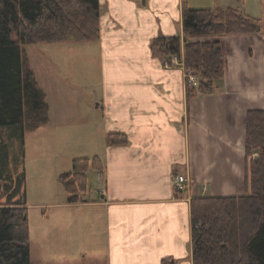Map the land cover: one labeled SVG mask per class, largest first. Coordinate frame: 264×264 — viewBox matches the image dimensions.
Returning <instances> with one entry per match:
<instances>
[{"label": "crops", "instance_id": "obj_1", "mask_svg": "<svg viewBox=\"0 0 264 264\" xmlns=\"http://www.w3.org/2000/svg\"><path fill=\"white\" fill-rule=\"evenodd\" d=\"M199 1L99 0V38L81 42L79 49L80 41L64 46L80 53L83 78L77 79L73 55H66L64 75L74 81L62 78L54 65L52 73L44 67L41 78L34 70L49 106V121L40 129H48L50 143L31 146L29 157L24 137V154L39 167L34 174L61 186L51 190V201L37 204L40 218L49 208L70 222L65 256L62 248L55 252L64 237L53 225L47 264L65 257L64 264H160L167 257L173 264H193L191 198L246 194L245 116L264 108L253 97L254 80L264 81V59L262 64L255 50L264 44L263 34L222 37L228 63L217 83L222 90L195 95L189 108L183 66L166 65L165 56L150 48L157 36L182 34L183 3L191 8ZM203 1V7L233 6L251 15L244 0ZM53 53L40 48L37 55L51 65ZM115 132L127 142L109 144L107 135ZM76 156L100 157L104 175L97 194L89 187L79 202L69 203L59 176L70 172ZM26 172L25 165V177ZM175 174L188 178L186 188L174 187ZM72 209L89 211L86 221L99 238L75 240ZM42 245V239L35 242L37 259Z\"/></svg>", "mask_w": 264, "mask_h": 264}, {"label": "trees", "instance_id": "obj_2", "mask_svg": "<svg viewBox=\"0 0 264 264\" xmlns=\"http://www.w3.org/2000/svg\"><path fill=\"white\" fill-rule=\"evenodd\" d=\"M182 34L157 36L153 55L183 54L198 77L186 83L187 107L199 92L214 93L228 71L221 38L262 35L260 19L233 6L182 5ZM99 0H0V264H31L25 189L24 137L49 121L47 97L24 60L22 44L99 38ZM246 194L199 196L190 200L193 264H264V108L245 116ZM108 143H125L115 132ZM60 174L67 201L79 202L89 189V169L103 170L100 157L71 160ZM171 257L160 264H173Z\"/></svg>", "mask_w": 264, "mask_h": 264}, {"label": "rangeland", "instance_id": "obj_3", "mask_svg": "<svg viewBox=\"0 0 264 264\" xmlns=\"http://www.w3.org/2000/svg\"><path fill=\"white\" fill-rule=\"evenodd\" d=\"M202 3H196V4H202V5H196L194 7H198L201 6L203 7L204 2L199 1ZM244 4L245 6L243 7L244 10L246 11V13L253 15L254 17H258L260 19V23H261V27L262 30L264 32V0H244ZM76 41H80L79 44H77V48L79 49V47L81 46V40H76ZM76 41H64V42H52V43H47V42H41V43H29V44H22V49H24V60L27 64V66L29 68H32L33 71H37L40 78H41V72L43 70L44 67H48L49 70L47 71H51L52 69V65H54L55 69H59V72H63V74H61L62 78H68L70 79V81H74L71 76L68 75H64L65 74V66H66V55L71 56L72 55L76 58L75 59V64L73 62V67L74 70L77 71V79L79 78H83V65H82V58H80V53L74 52H67L64 46H67L65 44V42H76ZM42 44H45L42 45ZM42 48L43 51H45V48L47 49H54V53L53 54H48L51 56V58L53 59L52 64L48 65V63L50 62L48 59H46L44 56L42 55H37L38 50ZM256 50V54L258 56V58L260 59V62L263 64V59H264V44L260 43V46L258 45V48H255ZM180 59L183 58V54H181V56H178ZM165 58H167L165 56ZM183 61V59H182ZM172 62V61H171ZM184 62V61H183ZM51 63V62H50ZM173 63V62H172ZM172 63H169L168 65H173ZM180 63H176L174 66H178L180 67V65H178ZM261 64V66H262ZM36 75V72H35ZM37 79V77H36ZM221 81V80H220ZM256 83L254 82V91L257 90L256 92L253 93V97H255V102L257 103V105H263L264 106V92L261 91L260 89L263 88L264 90V81L262 82V78H258L256 80ZM38 82V81H37ZM263 86H262V85ZM42 88V87H41ZM220 88V87H219ZM217 90V92L219 93L222 89L220 88ZM75 94V91H73ZM78 93V92H76ZM216 93V94H218ZM220 94V93H219ZM196 95H206V94H202V93H197ZM42 129H37V130H33L31 132H26L25 133V142L27 143V147H28V156L31 157V153H30V147L34 146L35 144H42L44 145L45 143H50L47 139L48 137V129L42 130ZM47 148H49L48 145H46ZM48 151V150H47ZM25 156V165H26V185L25 187L27 188V212H28V223H29V233H30V242H29V247L31 249L30 251V258H31V264H38L39 261L47 264V260L48 257H50V252H51V246H50V240L55 234V230L53 225L56 224V226L59 225L58 227V231L60 234L63 235L64 239L61 238L60 244L59 246H56V250L55 252H58V250L61 251V248L64 250L62 255L65 256V251H66V244H65V240L67 237V233L65 232L64 229H67L66 225L70 224V222H68L66 220V218L64 217V215L61 213L60 217L57 214H54L53 211H51L52 209L49 210L48 208V214L44 217V219L40 218V212H38V208H37V204H46L49 201L52 200L51 195V190H53L56 186L57 188L61 187L59 185H57V182H52L48 177H41L38 175V172H36L34 174V172L39 169V167H36L35 165H32V163L30 162L29 157ZM77 158L80 156H76ZM72 165V163H71ZM42 168H46V167H40V169ZM88 174V186L90 187V189H92V194H97V189L99 188V185H97L98 183V179L96 178V174L94 173V170L89 169L87 171ZM101 174V178H103L104 173H102V171H100ZM60 177V176H59ZM60 180V178H59ZM61 182V181H60ZM63 187V186H62ZM219 188H222V186H218ZM65 190V189H64ZM82 195V194H81ZM73 210V215L76 217L75 221H76V227L77 229H74V238L75 240H77L78 242H82L84 239L88 238H92L96 240V238H99L100 235L98 234V232H94L93 230H91L90 228V223L88 220L91 216L89 214V211L83 210V211H79V210ZM51 211V214H50ZM76 211V212H75ZM42 219V220H41ZM74 221V219H73ZM74 221V222H75ZM93 221H95V219H93ZM73 224V222H72ZM71 236V235H70ZM38 239H42V243L44 247H41L43 255L41 256L40 251H39V256L38 259L36 258L35 255V251H36V246H35V242L38 243ZM68 239V238H67ZM91 243V242H90ZM75 247V246H73ZM72 248V246H69V249ZM39 249V247H38ZM73 250V248H72ZM50 263V260H48ZM67 261V258L65 257V259H62L61 261H59V264H64V262Z\"/></svg>", "mask_w": 264, "mask_h": 264}, {"label": "built area", "instance_id": "obj_4", "mask_svg": "<svg viewBox=\"0 0 264 264\" xmlns=\"http://www.w3.org/2000/svg\"><path fill=\"white\" fill-rule=\"evenodd\" d=\"M182 59H180L178 57V55H172V56H170V58L168 60H166V65H168L169 63H172V62H173L172 63L173 65H175L176 63H180L178 65H180L181 67L183 66V68H184V77H186V83H188L194 87L198 83V77L195 76V74H193L190 70H187L185 68V65H183ZM97 178H101V174H99V172H97ZM172 182L174 184V187L176 189H179V190L184 189L189 183L188 178H186L182 174H175V176L172 179ZM101 192L104 193V189H101Z\"/></svg>", "mask_w": 264, "mask_h": 264}]
</instances>
